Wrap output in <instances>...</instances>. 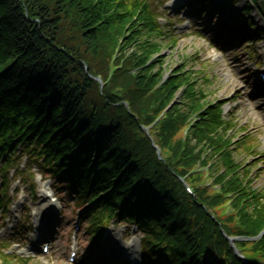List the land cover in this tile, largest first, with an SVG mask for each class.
Wrapping results in <instances>:
<instances>
[{
	"label": "trees",
	"instance_id": "trees-1",
	"mask_svg": "<svg viewBox=\"0 0 264 264\" xmlns=\"http://www.w3.org/2000/svg\"><path fill=\"white\" fill-rule=\"evenodd\" d=\"M165 36L148 0H0V174L21 148L97 205L91 223L138 215L155 264H264V239L235 242L245 261L226 238L264 229V191L238 157L257 152L201 74L166 79L156 57L180 43Z\"/></svg>",
	"mask_w": 264,
	"mask_h": 264
},
{
	"label": "rangeland",
	"instance_id": "rangeland-1",
	"mask_svg": "<svg viewBox=\"0 0 264 264\" xmlns=\"http://www.w3.org/2000/svg\"><path fill=\"white\" fill-rule=\"evenodd\" d=\"M193 1L177 0L174 3V0H150L154 12L162 18L163 23L168 25L172 31L169 33L171 35H168L162 41H166V44H169L174 34H177L181 41H183V43L177 46H174L171 42V44L165 47L164 52L160 54L163 56L158 55L156 57V60L160 59L159 68L160 70L165 69L164 71H167L168 75L166 79L171 78L175 70L179 68L187 69L188 72L196 71L203 76V84L201 86H204L206 89L210 100H213L216 104L231 103L236 100L238 106L236 107V104H231L235 106L234 110L227 115L228 117L239 115L244 127L248 130L246 132L243 129L237 128L238 130L233 131L234 134L240 137L238 139L236 138L238 140L237 143L246 145V142L249 141V144L254 147H258L257 145H259L257 148L258 151H263L264 97L258 98L252 95V91L256 86V77L253 69H247V63L253 62L256 58L262 62L264 60V41H255L260 38L264 39V20L258 16L255 10L245 15L252 17L253 21L259 27L251 32L252 37L256 38L252 41L253 43H248L241 40L242 38L234 37V33L224 36L225 38L228 36V39H230L227 41L228 43L219 42L216 38V33L218 32L216 26L220 25L221 22L219 21L221 18L217 20L218 18L215 19L214 16L212 20H209L206 18V14L203 13V16L201 15L200 18L202 17V22L207 20V24L201 23L200 20L191 26L190 20L184 16L182 6L186 3L191 4ZM223 1L228 3L226 9L236 8L237 10L239 6L243 7L245 1L248 0ZM260 1L264 3V0ZM175 4L177 5L175 6ZM261 6H263L262 10L264 11V5L261 4ZM223 33L226 32L224 31ZM247 48H250V50L254 49L257 55H250V50ZM206 71L213 75V82L206 80V75L204 74ZM182 97L185 100V95H182ZM238 157L248 166L247 172L254 173L253 186L258 190L264 191V156H258L250 150L247 151V148L244 147ZM27 164L33 166L31 171L35 173V177L33 178L25 174L27 182L23 183L21 181L22 177L16 179L15 174L18 170L15 166ZM19 169L21 171L24 167H19ZM38 172L36 162L29 161L28 157L24 156L23 159L18 160L17 164L12 165L4 173L8 176V183L10 182L7 187L9 210L4 216L0 214V247L6 248V250L10 249L9 251L14 255H22V251L32 247L33 236L39 232L33 228L35 215L38 213L40 206L45 202L43 196L49 190H53L54 196L58 199V212L56 216L59 220L54 232L50 234L53 237V251L50 255H43L37 251H34L32 254L28 252L27 256L33 259L29 263L70 264L68 253L74 239L76 232L74 226L78 218L81 220V226L77 231L78 234L76 237L80 241L77 264L90 263L92 259L95 262L99 260L98 258L96 260V253L101 254L100 256L102 257L104 256V243L100 242L98 246L95 239L92 240L90 238V235L85 229L87 222L83 214L78 210L75 198L68 193L66 194L64 188L60 187L56 190L50 180L39 178L37 176ZM46 177H49V175ZM32 183L34 184L35 190L31 188ZM111 233L118 234L117 239L120 243H115L114 249L119 253L121 245L131 242L133 237L141 239L142 236L140 232L135 230V224L125 223L122 225L120 222L114 220L109 224L108 231L106 230L101 235L109 237ZM110 241L115 242L112 237ZM22 256L25 257V255ZM0 263L5 264L4 261H0ZM117 264L128 263L126 260H122Z\"/></svg>",
	"mask_w": 264,
	"mask_h": 264
},
{
	"label": "bare ground",
	"instance_id": "bare-ground-1",
	"mask_svg": "<svg viewBox=\"0 0 264 264\" xmlns=\"http://www.w3.org/2000/svg\"><path fill=\"white\" fill-rule=\"evenodd\" d=\"M115 236H116V233L114 234ZM134 242V244H130V242L129 243H125L124 244V248H126L127 250H128V255H130V257H131V260H134L135 259V255H136V250L134 249V246H136L137 247V241H133Z\"/></svg>",
	"mask_w": 264,
	"mask_h": 264
},
{
	"label": "water",
	"instance_id": "water-1",
	"mask_svg": "<svg viewBox=\"0 0 264 264\" xmlns=\"http://www.w3.org/2000/svg\"><path fill=\"white\" fill-rule=\"evenodd\" d=\"M97 80H98V81H100V82L102 83V80H101V78H100V77H97Z\"/></svg>",
	"mask_w": 264,
	"mask_h": 264
}]
</instances>
